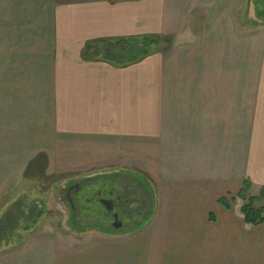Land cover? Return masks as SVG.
Returning a JSON list of instances; mask_svg holds the SVG:
<instances>
[{
  "label": "crops",
  "instance_id": "0c3cea01",
  "mask_svg": "<svg viewBox=\"0 0 264 264\" xmlns=\"http://www.w3.org/2000/svg\"><path fill=\"white\" fill-rule=\"evenodd\" d=\"M221 1L0 0V189L1 157L53 134L58 155L126 165L153 189L119 244L82 254L57 236L0 264H264V224L232 204L244 182L264 188V29ZM143 37L171 46L126 66L82 57Z\"/></svg>",
  "mask_w": 264,
  "mask_h": 264
},
{
  "label": "rangeland",
  "instance_id": "374dc122",
  "mask_svg": "<svg viewBox=\"0 0 264 264\" xmlns=\"http://www.w3.org/2000/svg\"><path fill=\"white\" fill-rule=\"evenodd\" d=\"M238 4L242 5V9L247 8L245 13L251 18L260 20L257 26L264 29V0H223L219 10L230 12ZM145 38L148 37L136 39V49L144 46L143 50L150 53L155 45L143 42L142 39ZM155 44L156 51H164L171 46L158 38ZM126 48L124 43H115L113 46L103 44L99 50L108 53L109 57H123L122 61L125 63ZM140 53L141 50L130 52L131 57ZM26 128L30 129L28 125ZM26 131L29 130L13 135H18L17 138L22 135L25 137ZM31 137L27 140L32 143L23 141L27 143V147H18L15 155L1 157L6 176L10 178L5 179L2 184L4 186L0 189V220L13 206L17 210L21 209L24 217L9 236V243L1 244L0 256L19 252L29 243H39L47 238L55 239L57 236L74 243L83 254L86 248L119 244L123 235L144 223L150 212L149 205L153 201V189L146 176L126 165L106 166L104 160L99 162V157L95 163L96 157L89 155H58L55 134L51 139L43 141H35ZM109 188L122 196L126 194L127 188L133 190L128 207L135 215L127 230L110 229L103 206L97 201L92 204L86 202V199L93 200L94 193L98 190L106 191ZM259 192L252 193L250 188L249 195L258 196ZM240 203L232 202L233 205ZM30 216L31 222L27 220ZM65 244L69 246V242L65 241Z\"/></svg>",
  "mask_w": 264,
  "mask_h": 264
},
{
  "label": "trees",
  "instance_id": "16d2710c",
  "mask_svg": "<svg viewBox=\"0 0 264 264\" xmlns=\"http://www.w3.org/2000/svg\"><path fill=\"white\" fill-rule=\"evenodd\" d=\"M143 42H149L150 44L155 45V40L153 38H145L142 39ZM133 42V43H131ZM137 41L136 39H128V40H118V41H111V42H102V43H89L85 46L82 57L86 62H93L97 59H102L106 62H109L113 65H119V66H126L133 64L140 60L141 58L148 55L146 51L143 50L142 46L143 44H140L138 50L136 49L137 44H135ZM117 44H126L127 53L124 55V57L127 58V62H123V57L119 58L117 57H109L108 53H103L101 50H99V47L103 44L108 46H113ZM131 44V45H130ZM141 53L139 55H135L131 57L130 52L133 50L140 51ZM251 188V185L249 182H244L241 190L238 192V194L232 199V202L235 204L236 201H240L239 204V213L242 217V221L246 226L250 227H257L264 224V188L260 189L258 196H250L249 190ZM219 204L226 208L230 209V205L226 198H222L219 200ZM24 215H22L21 209L17 210L13 206L7 213L1 218L0 220V248L1 244H8L9 242V236L11 235L12 231H14ZM29 222H31V216L27 218Z\"/></svg>",
  "mask_w": 264,
  "mask_h": 264
},
{
  "label": "flooded vegetation",
  "instance_id": "af4514ba",
  "mask_svg": "<svg viewBox=\"0 0 264 264\" xmlns=\"http://www.w3.org/2000/svg\"><path fill=\"white\" fill-rule=\"evenodd\" d=\"M126 191H127L126 194L123 193L124 195L122 196V194L120 195L118 193H115L113 188H109L106 191H103V189H101L94 193L93 200L90 201L86 199V202L87 203L91 202L92 204L94 201H97L101 206H103V208L106 211L105 215L109 220V224L111 227V228L109 227L110 229H114L113 224L116 223V225L119 227L118 230H127L129 228L128 226L131 222V219L135 214L128 207L129 206L128 203L131 200L130 197L132 196L131 191L133 190H129L127 188ZM77 192L78 190L75 191L74 193ZM66 194L68 196L69 193L67 192ZM133 200L135 199L133 198ZM72 209L74 213V207H72ZM139 213L140 212H138V214Z\"/></svg>",
  "mask_w": 264,
  "mask_h": 264
},
{
  "label": "water",
  "instance_id": "95a60500",
  "mask_svg": "<svg viewBox=\"0 0 264 264\" xmlns=\"http://www.w3.org/2000/svg\"><path fill=\"white\" fill-rule=\"evenodd\" d=\"M113 228H114V230H116V231L119 229V227L116 225V223L113 224Z\"/></svg>",
  "mask_w": 264,
  "mask_h": 264
}]
</instances>
